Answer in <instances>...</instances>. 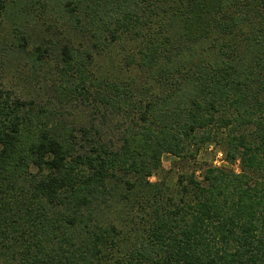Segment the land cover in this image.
Wrapping results in <instances>:
<instances>
[{"label": "trees", "instance_id": "1", "mask_svg": "<svg viewBox=\"0 0 264 264\" xmlns=\"http://www.w3.org/2000/svg\"><path fill=\"white\" fill-rule=\"evenodd\" d=\"M44 4L71 38L31 37L26 3L0 0L9 47L58 77L47 103L0 79V264H264V0ZM120 42L136 78L96 67ZM77 99L79 127L59 110ZM211 144L226 165L198 163Z\"/></svg>", "mask_w": 264, "mask_h": 264}, {"label": "rangeland", "instance_id": "2", "mask_svg": "<svg viewBox=\"0 0 264 264\" xmlns=\"http://www.w3.org/2000/svg\"><path fill=\"white\" fill-rule=\"evenodd\" d=\"M23 0L27 8L22 9L20 19L15 20V24H21V30H27L31 33V37L48 35L45 40L60 42L66 37L72 36V27L67 24L65 15L53 12L44 4V0ZM14 22V21H13ZM12 20L5 16L1 17L0 23V79L3 82L5 89L19 93L23 98H33L37 102L47 103L49 99H53L52 83L58 80L57 75L52 66V62L38 67L35 74L32 70L31 62L26 55V51H14L11 41H15V36L12 34L13 27ZM46 31V32H45ZM131 44L128 42L121 44L116 43L112 48L106 52L111 55L109 57L105 52L98 57V65L101 75L106 73L110 77L118 76L121 78L132 77L136 78V68H124L123 54L125 50H129ZM31 47V43L28 48ZM113 66L111 67V61ZM112 69V70H111ZM47 99V102L45 101ZM77 100L64 103L59 107L60 113L69 125L81 126L87 124L88 108L80 104ZM174 159L169 154L162 156V165L164 172L161 176H169L170 181L175 180V174L181 170L180 164L173 165ZM198 163L212 164L216 166L226 165L223 160V153L219 146L208 145L205 146L197 156ZM230 166V165H229ZM238 164L230 167L238 170ZM160 176L156 174L150 177L151 181H156Z\"/></svg>", "mask_w": 264, "mask_h": 264}]
</instances>
